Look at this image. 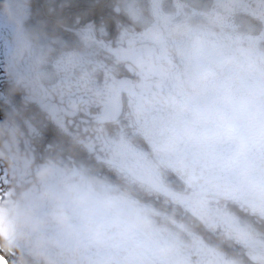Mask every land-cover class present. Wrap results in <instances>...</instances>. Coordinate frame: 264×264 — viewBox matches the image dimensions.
<instances>
[{"label": "flooded vegetation", "instance_id": "1", "mask_svg": "<svg viewBox=\"0 0 264 264\" xmlns=\"http://www.w3.org/2000/svg\"><path fill=\"white\" fill-rule=\"evenodd\" d=\"M103 1L0 0V264H264L263 1L203 0L184 33L187 6L119 33ZM252 13L236 85L199 61Z\"/></svg>", "mask_w": 264, "mask_h": 264}, {"label": "rangeland", "instance_id": "2", "mask_svg": "<svg viewBox=\"0 0 264 264\" xmlns=\"http://www.w3.org/2000/svg\"><path fill=\"white\" fill-rule=\"evenodd\" d=\"M111 1V8L115 10L117 13L122 14L127 20L133 23L136 26L143 27L147 22H158L159 19L165 16H174L183 7H188L189 11H191L194 19H190L189 21H184L181 24V33H184L189 27H193L191 31L198 32V27L201 24L196 20L197 12L202 11L205 12L206 8L204 4L201 2L203 0H110ZM264 3V0H261ZM264 6V5H263ZM255 15L252 13L245 17L242 21V25H239L237 29L235 24L232 26L235 27L236 32L232 33V35H223V31L221 29L222 25L213 24V41L208 42L209 46L213 47V59L208 61L202 59L199 61L201 64L211 63L215 69L223 68V72H228L230 74V78L237 80L235 84L238 83V80L243 81L244 76L241 75L242 65L244 63H249L251 60V56L248 57L246 51L250 44H256V39L259 38V32L256 28L255 23ZM41 29L46 28L43 24L39 25ZM220 27V28H219ZM195 28V29H194ZM190 30V29H189ZM187 30V31H189ZM227 34V33H226ZM204 35V34H202ZM264 34H262V38ZM43 42V41H42ZM45 42V41H44ZM195 45L198 47H205V45H201L199 42H196L195 39L192 40ZM49 43H55L56 45L62 46V40L55 38H49ZM189 43H186L188 46ZM257 45L260 49V55L256 56L261 63L264 64V40L260 39L257 41ZM88 49V47H86ZM227 51V52H226ZM226 52V54H225ZM90 54L87 50H84V53L77 56V58L81 61H87L88 58H93V56L88 55ZM101 61L103 59L101 58ZM221 75L222 71L215 72V75ZM247 75V74H246ZM260 110L264 111V103ZM174 122V119L171 121ZM264 122V120H263ZM225 121L218 120L214 122V134H218L213 141V145L216 148H219L221 152L227 155V147L226 143V136L224 134L225 130ZM237 127L233 130V138H235ZM234 140L230 141V144L233 143ZM238 148L236 145L232 144V148L230 152H234L235 155H238L236 150ZM220 164V163H215ZM167 234L172 233L170 230L166 229ZM172 235V234H170Z\"/></svg>", "mask_w": 264, "mask_h": 264}, {"label": "water", "instance_id": "3", "mask_svg": "<svg viewBox=\"0 0 264 264\" xmlns=\"http://www.w3.org/2000/svg\"><path fill=\"white\" fill-rule=\"evenodd\" d=\"M126 83L125 81H121L119 83V87H118V93L126 86ZM177 172L179 175H181L184 179H186L187 181L191 182L193 185H197L199 186V188H203L204 184H206L205 181L203 182H200V181H195L197 178L199 179L202 175H203V172L199 173L197 177H195L193 174L192 175H187L185 172H184V169H177ZM178 196H175L174 198V202H179L178 200Z\"/></svg>", "mask_w": 264, "mask_h": 264}, {"label": "bare ground", "instance_id": "4", "mask_svg": "<svg viewBox=\"0 0 264 264\" xmlns=\"http://www.w3.org/2000/svg\"><path fill=\"white\" fill-rule=\"evenodd\" d=\"M102 4H103V5L105 4L103 0H102ZM101 15H102L103 17H105V16L107 15L105 7H102V8H101Z\"/></svg>", "mask_w": 264, "mask_h": 264}, {"label": "trees", "instance_id": "5", "mask_svg": "<svg viewBox=\"0 0 264 264\" xmlns=\"http://www.w3.org/2000/svg\"><path fill=\"white\" fill-rule=\"evenodd\" d=\"M118 17H121L122 18V16L121 15H117ZM124 23H125V20H123V22L121 23V24H123L124 25Z\"/></svg>", "mask_w": 264, "mask_h": 264}]
</instances>
